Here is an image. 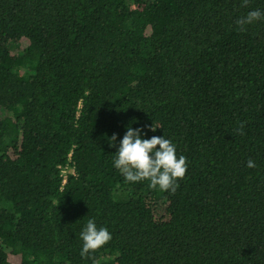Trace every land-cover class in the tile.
<instances>
[{
    "label": "trees",
    "instance_id": "obj_1",
    "mask_svg": "<svg viewBox=\"0 0 264 264\" xmlns=\"http://www.w3.org/2000/svg\"><path fill=\"white\" fill-rule=\"evenodd\" d=\"M256 9L0 0V264H264V20L236 24ZM128 127L186 157L175 193L115 168ZM89 219L112 239L82 257Z\"/></svg>",
    "mask_w": 264,
    "mask_h": 264
},
{
    "label": "clouds",
    "instance_id": "obj_2",
    "mask_svg": "<svg viewBox=\"0 0 264 264\" xmlns=\"http://www.w3.org/2000/svg\"><path fill=\"white\" fill-rule=\"evenodd\" d=\"M249 0H242V6H247ZM264 20V11L251 10L246 16L239 18L236 24L240 30L254 22ZM151 130L156 128L151 126ZM143 129L127 128L123 139L119 143L117 158L114 166L120 171L127 182L136 183L149 181L152 189L171 191L175 193L178 188L177 181L185 177L187 171L186 157H177L176 145L163 137L153 136L150 139H142ZM111 140L114 142L116 136ZM254 161H248L247 167H255ZM83 241L80 255L88 257L91 253L103 247L111 239L112 235L107 228H97L94 219H89L86 227L81 232Z\"/></svg>",
    "mask_w": 264,
    "mask_h": 264
},
{
    "label": "rangeland",
    "instance_id": "obj_3",
    "mask_svg": "<svg viewBox=\"0 0 264 264\" xmlns=\"http://www.w3.org/2000/svg\"><path fill=\"white\" fill-rule=\"evenodd\" d=\"M9 48L11 50H14L16 48V44H14V43L9 44Z\"/></svg>",
    "mask_w": 264,
    "mask_h": 264
}]
</instances>
